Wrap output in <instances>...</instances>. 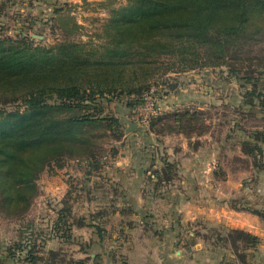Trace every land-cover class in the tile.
<instances>
[{"label": "trees", "instance_id": "trees-1", "mask_svg": "<svg viewBox=\"0 0 264 264\" xmlns=\"http://www.w3.org/2000/svg\"><path fill=\"white\" fill-rule=\"evenodd\" d=\"M114 1L109 0L104 40L97 46L63 40L45 47L33 46L26 38H0V208L5 213L27 210L38 194L39 175L53 164L62 167L67 158L83 157L88 172L100 167L105 155L98 154L97 139L118 125L112 115H101L103 100L135 95L134 106L158 75L225 64L250 83L245 103L264 112V91L253 74L257 69H245L239 76L237 68L243 59L257 56L251 48L264 38V0H124L117 7ZM66 18L72 28L78 27L73 17ZM196 112H157L148 125L156 135L189 137L199 133L193 123L199 121ZM169 116L175 125L161 123ZM251 137L241 141L240 150L264 171V131H254ZM176 172V164L163 158L156 177L167 183ZM63 203L53 223L58 237L67 238L73 225L91 227V219L84 216H74L72 223L69 200ZM251 211L264 220V210ZM219 239L243 264L245 250L260 242L259 236L239 228H228ZM25 254L22 260L33 264L64 263L59 249L47 250L44 258L32 245ZM8 256L16 258L12 252Z\"/></svg>", "mask_w": 264, "mask_h": 264}, {"label": "rangeland", "instance_id": "rangeland-1", "mask_svg": "<svg viewBox=\"0 0 264 264\" xmlns=\"http://www.w3.org/2000/svg\"><path fill=\"white\" fill-rule=\"evenodd\" d=\"M113 3V6L117 7L125 2L115 0ZM110 6L109 0H0V38L6 36L12 39L26 38L33 46L45 47L63 40L97 46L104 40L102 25L109 15L107 10ZM66 17H73L78 27L72 28L71 20ZM251 52L257 53V56L251 61L243 59L237 63V68L240 69L239 76L245 75V69H257L253 74L258 77V85L264 91V74L258 73L264 67H257L264 65V61L259 60L264 56V38L252 45ZM227 67L225 64H219L168 72L149 81L150 84L154 83L152 87L156 90L158 88L157 99L169 104V108L159 110L158 115L179 110L184 112L188 109L197 111L199 121L193 123L195 132L199 133L189 137L182 135L191 139L190 141L193 139L192 142L201 143L198 151V158L202 160L200 166H191L192 162L189 161L194 157L196 159V156L187 154L184 146L182 147L189 141L179 135H171L180 133L166 132L156 135L148 124L144 127L137 126V133L129 131L128 122H133L132 103L135 95H122L111 98L110 101L103 100L101 115H112L118 125L114 126L113 130H106L97 139V145L100 147L98 154L102 157L105 155L100 167L93 166L88 172L83 157H77L65 159L62 167L53 164V167L44 169L36 181L38 194L25 212L9 215L0 208V254L8 256L12 252L16 258L11 259L9 256L8 258L16 260L17 264H33L23 261L22 258L30 246L34 245L37 249L36 255L44 258L48 256L47 250L59 249L64 255L63 264H144L143 258L156 264H187L186 258L180 262L177 257L194 251L192 248L198 245L201 253L209 250L211 253L209 259H216L214 264H218L219 255L228 250L234 253L219 239L230 227L204 221L195 226L184 224L185 226L177 231L163 229L160 233L153 231L152 227L148 228L149 226L143 229L136 228L132 229V235L129 237L124 232L122 240L119 235H123V230L116 222L120 215L107 213L110 209L106 205L112 201V197H108L112 188L111 183L106 184V179L111 175V167L105 165H109L114 159L134 157L145 161L147 181L150 174L159 171L162 162L159 161L164 158L179 163V166H176L177 175L173 179H178L181 173H185L182 172L185 169L191 172L197 168L194 172L201 176L203 170L205 173L209 170L206 189L210 191L211 198L216 203L221 199L218 198V193L226 191L231 194L230 197L234 196L230 204L235 208L253 214L255 213L251 211L252 209L264 210V171L256 170L252 165V159L242 156L240 150L241 141H252L251 134L254 131H264V112L259 106L250 108L245 103L244 92L251 85L244 83V80L236 77L237 75L230 72ZM191 83L199 95L205 93L208 101L200 108L195 98H191L193 101L184 99L171 104L170 100L176 95L187 93ZM182 119V122L186 123V116ZM161 123L175 125L174 117L169 116ZM158 125L160 124L156 127ZM117 134H120L119 137ZM260 175L261 179H258ZM156 181V189L164 190L167 187V190L183 191L180 186L177 188L178 184L166 182L161 184L160 181ZM99 183L106 188L100 187ZM196 184L201 185L197 181ZM196 189L199 190L200 187ZM65 199L70 203L72 223L75 222L74 216H84L90 221L92 216L98 217L97 214H92L91 210L106 211L100 215V224L96 229L73 225L67 238L58 237L53 223ZM86 202L88 204H85ZM158 216L161 220L165 217L160 213ZM259 218L264 222L261 217ZM176 234L180 237L175 236ZM155 237L160 241L162 238V242L154 243ZM166 239L172 242L166 244ZM261 239H264V228ZM132 247L134 251H131ZM189 248V252H186ZM164 255L168 258H163ZM93 257H96L95 260ZM206 257L202 254L198 259L202 261Z\"/></svg>", "mask_w": 264, "mask_h": 264}, {"label": "crops", "instance_id": "crops-1", "mask_svg": "<svg viewBox=\"0 0 264 264\" xmlns=\"http://www.w3.org/2000/svg\"><path fill=\"white\" fill-rule=\"evenodd\" d=\"M194 89V85L191 83L187 93L185 92L180 95H176L172 100H170L171 104L173 102H180L184 99L191 100V98H195L198 100L196 101V104L199 105L198 107L200 108L201 105L203 106L205 104V101H208V97L204 95L205 93L199 95V93H197ZM157 101L159 110L169 108V104L164 102V100L158 99ZM128 123L129 131L133 130V132L137 133V125L133 128H130L131 123L133 122ZM171 135H179L187 139V137L183 136L182 134ZM197 138L200 139L199 136H197ZM190 140L191 139H187L189 142L185 144L186 147L185 145H182V147L184 146L183 149L186 150L187 154L190 153L196 156V159H194V157L189 162H192L191 166L197 167L201 165L200 162L202 161L198 158V151H200L201 143L197 144V141L192 142L193 139L192 141ZM242 156L247 155L242 153ZM155 161L158 162L157 160ZM161 161L162 160L159 162ZM171 162L176 164L175 161ZM160 165L162 167V162ZM177 165L179 166V163H177L176 166ZM105 166L111 167V175L106 179V184L111 183L110 186L112 188L110 190L111 194L108 193V197H112V201L106 204L108 206L107 208L110 209V211H107V213L120 215L116 222L118 227L123 230V235H119L122 240L125 236L124 232H126L128 234L127 236L129 237L132 235V229L136 228L143 229L144 227L149 226L148 228L152 227L153 231H158L160 233L163 229L176 231L177 229L180 230L185 226L184 224L195 226L201 221H204V223L211 222L212 224H219V226L224 225L230 228H239L253 235L263 237L264 222H261L257 215L250 212H244V210L237 209L231 205L230 200L232 201L234 196L230 197L231 194L229 192L224 191L218 193V198H221L219 201H217L218 203H216L211 198L210 191L206 189L207 181L209 180V170H206V173L205 170H203L204 173L201 176L199 173L194 172L195 170L197 171V168L191 172L190 170L185 169L182 170V172L184 171L185 173H181V176L179 175L178 179H171L170 182H167L168 184H178L177 188L180 186L183 190L181 192L179 189L167 190V187H165L164 190L156 189V180H158L156 175L158 172L149 175L148 181L153 182V184L149 183L146 180V164L144 160L134 157H127L122 159H114L109 165ZM258 179H261V175ZM163 181L164 180L160 181V183L162 184ZM196 181L201 185H197ZM99 186L106 188L100 183ZM197 187H200V189H196ZM103 198L107 197L103 196ZM85 204H88V202ZM105 212L106 211L102 210H91L92 214H97L98 216H96L97 218H94L95 216H92L93 218L91 217V228H93V230L96 229V227L100 224L99 217L103 213L105 214ZM159 213L165 216L163 220L159 218ZM87 221L89 220L87 219ZM177 235L178 234L175 236ZM178 236L180 237V235ZM160 239L161 241L155 237L153 241L154 243L158 244L159 242H162V238ZM165 242L166 244H169L172 241H168L166 239ZM178 242L179 240L177 243ZM197 247L194 249L192 248L194 251L190 253H181L182 255L177 257L178 261L183 262V258H186L187 264H214L216 262V259H209L211 257L209 250H204L201 253L198 250L199 247ZM189 250L190 248L187 249L186 252H189ZM131 251H134L133 247ZM245 253V261L247 264H264V239H261L256 246H250ZM202 254L203 256L207 257L200 261L198 257H200ZM164 256L165 257L163 258H168L167 255ZM0 258V264L6 262L17 264L16 260H13L15 261L13 263V261L8 258L7 255L0 254ZM7 259H10V261H7ZM143 259V262H145L144 264H156L154 261H147V258L146 260L145 258ZM217 260L218 264H243L238 260V258H236L235 254L231 253L229 250L219 255Z\"/></svg>", "mask_w": 264, "mask_h": 264}, {"label": "built area", "instance_id": "built-area-1", "mask_svg": "<svg viewBox=\"0 0 264 264\" xmlns=\"http://www.w3.org/2000/svg\"><path fill=\"white\" fill-rule=\"evenodd\" d=\"M156 97V88L151 87L140 103L132 107L133 122L137 126L147 125L150 118L159 111L158 101Z\"/></svg>", "mask_w": 264, "mask_h": 264}, {"label": "water", "instance_id": "water-1", "mask_svg": "<svg viewBox=\"0 0 264 264\" xmlns=\"http://www.w3.org/2000/svg\"><path fill=\"white\" fill-rule=\"evenodd\" d=\"M134 126H136V123H131V127L130 128H133Z\"/></svg>", "mask_w": 264, "mask_h": 264}]
</instances>
